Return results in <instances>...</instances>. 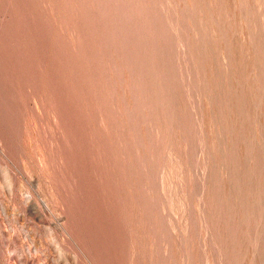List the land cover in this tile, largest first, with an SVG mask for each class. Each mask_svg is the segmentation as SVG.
<instances>
[{
    "label": "rangeland",
    "instance_id": "obj_1",
    "mask_svg": "<svg viewBox=\"0 0 264 264\" xmlns=\"http://www.w3.org/2000/svg\"><path fill=\"white\" fill-rule=\"evenodd\" d=\"M0 264H264V0H0Z\"/></svg>",
    "mask_w": 264,
    "mask_h": 264
}]
</instances>
